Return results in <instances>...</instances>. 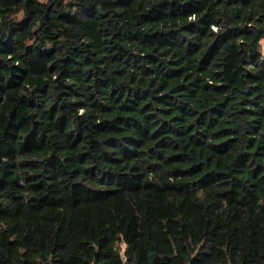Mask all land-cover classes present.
<instances>
[{
  "label": "trees",
  "instance_id": "trees-1",
  "mask_svg": "<svg viewBox=\"0 0 264 264\" xmlns=\"http://www.w3.org/2000/svg\"><path fill=\"white\" fill-rule=\"evenodd\" d=\"M263 40L264 0H0V264H264Z\"/></svg>",
  "mask_w": 264,
  "mask_h": 264
},
{
  "label": "clouds",
  "instance_id": "clouds-1",
  "mask_svg": "<svg viewBox=\"0 0 264 264\" xmlns=\"http://www.w3.org/2000/svg\"><path fill=\"white\" fill-rule=\"evenodd\" d=\"M189 19L194 20L195 19V16L190 17ZM213 31H216V29L214 28Z\"/></svg>",
  "mask_w": 264,
  "mask_h": 264
},
{
  "label": "rangeland",
  "instance_id": "rangeland-1",
  "mask_svg": "<svg viewBox=\"0 0 264 264\" xmlns=\"http://www.w3.org/2000/svg\"><path fill=\"white\" fill-rule=\"evenodd\" d=\"M262 43H263V53H264V40H263V42H262Z\"/></svg>",
  "mask_w": 264,
  "mask_h": 264
}]
</instances>
